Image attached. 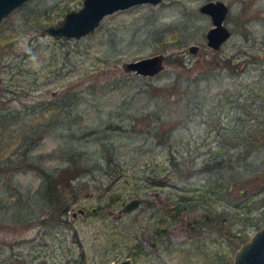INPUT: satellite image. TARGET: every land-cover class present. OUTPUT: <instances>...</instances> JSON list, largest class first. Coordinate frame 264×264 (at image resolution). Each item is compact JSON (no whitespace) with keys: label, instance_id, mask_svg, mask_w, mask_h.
Masks as SVG:
<instances>
[{"label":"rangeland","instance_id":"1","mask_svg":"<svg viewBox=\"0 0 264 264\" xmlns=\"http://www.w3.org/2000/svg\"><path fill=\"white\" fill-rule=\"evenodd\" d=\"M29 1L27 8L18 6L0 22V41L6 38L0 47V106L23 111L22 122L50 123L30 148V158L56 170L70 161L74 148L86 147L104 160L101 142L115 141L124 143L118 155L127 161V168L95 166L80 173L73 178L77 198L66 212L55 209L59 215H50L52 204L41 202L36 190L42 183L40 172L23 161L13 168L6 167L12 162L4 163L0 196L13 198L21 192L22 199L19 205H0V264H117L118 255L128 253L127 246L136 237L153 231L152 220L166 206L168 192L203 182L207 173L198 165L209 149L240 162L237 159L247 144L251 146L250 138L255 137L254 143L263 139L264 0H224L228 4L224 22L231 34L218 47L206 42L205 31L212 22L199 9L205 0L134 3L106 13L91 32L65 41L42 28L58 17L32 21L35 11L46 9L50 17L62 5L60 17L82 0ZM190 43L198 44L196 51L188 49ZM155 52H162L165 59L154 74L136 73L122 65L123 60ZM175 81L178 86L172 87ZM186 82L192 93L184 91ZM156 85L166 88L157 94ZM72 91L79 94L78 101L69 99ZM49 100H58V105L47 106ZM30 105L35 106L33 112ZM259 143L249 158L264 171V144ZM168 145L186 163L166 184L146 182L142 175L158 160H163L164 171L173 169L165 158ZM117 193L113 206H98ZM135 195L154 203L142 202L143 206L118 214L122 203ZM229 200L224 195L214 203L220 208L219 226L211 221L190 230L187 222L206 210L185 209L168 224L160 253L136 256L133 264H208L212 259V264H221L231 258L236 246L229 232L250 235L255 227L242 217L232 218ZM260 208L264 205L253 207L250 214ZM109 230L114 231L112 242ZM185 231L201 232L207 255L185 249L188 244L183 239L190 237ZM81 244L85 256L79 262ZM104 247L109 257L103 254Z\"/></svg>","mask_w":264,"mask_h":264},{"label":"trees","instance_id":"2","mask_svg":"<svg viewBox=\"0 0 264 264\" xmlns=\"http://www.w3.org/2000/svg\"><path fill=\"white\" fill-rule=\"evenodd\" d=\"M29 2V0H26L20 6L27 8L30 4ZM36 9L37 8H34L32 10L35 11ZM44 10L46 9L36 10L32 21H40L41 23L50 22L53 17H59L65 8L64 6L60 5L50 17L46 14V12H44ZM43 13H45V16ZM3 39V41H0V47L4 45L6 40V38ZM56 39L65 41L68 40L69 37L56 36ZM229 58H226V60ZM133 77L135 78L136 75H133ZM114 81L115 84L118 85V79H115ZM177 86L178 83L175 81L172 87ZM154 87H156L157 91H155V93L157 94L161 92L162 89L166 88L165 85H156ZM191 87L192 86L189 82L183 84L184 91L187 93L193 92ZM145 90L147 89L145 88ZM78 98L79 94L76 91H72L69 96L71 102L78 101ZM46 105L57 106L58 100H49ZM34 108V105H30L29 112H33ZM23 117L24 112L20 111L19 109L11 107L2 108V106H0V182L3 183V176L1 172L4 163L6 166L7 163L12 162L13 165L6 166L7 168L16 167L20 161L25 162V166L35 167L42 176V183L36 190L39 193V197L42 198L41 202H50L52 204L50 215H59L55 209H58L60 213L66 212L70 203L75 200V198H77V184L74 183L73 178L77 177L80 173L86 172L95 166H101L105 170L111 167H117L119 169L127 168L124 166L127 161L121 160L120 156L118 155V151L122 152L121 144L123 142L117 143L113 140L114 142H101L102 151L100 156L104 157V160L102 159L99 161L96 155L93 153V150L87 149L86 147L76 149L72 146L71 149H74H72L70 152V161L63 166H58L56 170H48L46 167L42 166V164L30 158L29 150L38 140V138L42 137L44 131L48 130L50 123L42 122L43 124L39 126L32 120L22 122L21 120ZM20 122H22V124H20ZM114 125L119 126L120 123L112 124V126ZM262 132L264 133V129ZM169 134L170 133L168 132L167 137H169ZM253 138L255 137L253 136L250 138V141H248L250 142L251 146H248L247 144L242 154L239 156L242 158L237 159H242L240 162H232L228 155L224 154V152L209 149L208 154L200 161L198 165L200 169L206 171L207 173L203 182L198 187H188L178 193L168 192L165 201L166 206L163 207V211H159V213L156 215L157 219L152 220V225L155 226L159 224L162 226L165 224L167 225L166 228L168 229V224L171 221H177L185 209L199 207L201 209H205L209 214L212 215L210 220H202L200 224L204 225L207 222L213 221L219 226V224H222V218L218 217V215H220V208H216L214 203L218 199L224 197V195L230 199L229 203L234 207V210L231 212L232 218L234 220L242 217L244 222L254 225L255 228L261 225L264 222V209L260 208V210H258V212L256 211L254 214H250V212L253 207L264 205V171H259L257 165L253 162V159L249 158V156L260 145L259 142L264 144V137L257 143L253 142ZM164 153L165 158L171 163L173 169H166L164 171L163 169L165 165H163V160H158L150 170L144 172L142 175V178L146 180V182L151 184H166L172 176L178 175L180 173L181 165L186 163L183 157H177V150L172 149L170 145H168ZM136 163L138 162L136 161ZM187 167L188 170L186 175H189L191 173V168L189 166ZM130 193H133V191ZM116 195H118V193L112 194L105 201H103V203L99 202L98 206L101 204L103 206H113L115 199H117ZM21 199V192L16 193L15 197L13 198L0 196V205L3 206L4 204L8 203H15L19 205ZM31 211L32 208L28 213ZM240 212H242V215H240ZM28 213L24 216H28ZM62 218L63 217L60 216V219ZM125 225L126 224L122 226V233H124V236L127 231L125 230L127 228ZM113 232V230H109L108 232V234L111 233V236L110 234L108 236L111 242L112 240L114 241L113 238H115L114 235L112 236ZM210 233L211 231H208L207 236H210ZM229 234L236 247L249 236L247 231L237 232L236 230H232L229 232ZM74 236L78 238L77 230H74ZM166 238L168 237L166 236ZM215 239L220 240L218 235L215 236ZM203 240L204 236L200 231L194 234L190 233V237L183 239V242H187L188 244L185 249L187 250L189 248H195L202 253L205 252L207 255L208 252L201 245ZM127 247V249L131 247H135L136 249L141 248L138 240L136 239L133 240V242H131ZM102 252L104 255H106L105 257H109L107 247H104ZM79 256V262L84 261L85 249L83 248L82 244L80 245ZM218 259L219 257L216 258L217 261ZM212 262L213 259L212 261L209 260L208 264H212ZM215 264H218V262H215Z\"/></svg>","mask_w":264,"mask_h":264},{"label":"water","instance_id":"3","mask_svg":"<svg viewBox=\"0 0 264 264\" xmlns=\"http://www.w3.org/2000/svg\"><path fill=\"white\" fill-rule=\"evenodd\" d=\"M25 1L0 0V22ZM147 1L157 3L160 0H82L80 6L69 8L54 22L45 24L43 30L51 35L77 38L91 32L106 13ZM199 9L209 14L212 22L205 31L206 42L212 47H218L231 34V29L224 22L228 4L224 0H205L199 5ZM197 48V43H190L188 46L190 51H196ZM164 59L162 52H155L123 60L122 65L127 70L148 75L158 72L164 65ZM140 199V196H132L122 203L120 211L132 209ZM78 210L82 212L84 208L78 207ZM206 213L204 212L205 216ZM128 262L129 258L126 257L119 264ZM221 264H264V222L235 248L231 258L225 259Z\"/></svg>","mask_w":264,"mask_h":264},{"label":"flooded vegetation","instance_id":"4","mask_svg":"<svg viewBox=\"0 0 264 264\" xmlns=\"http://www.w3.org/2000/svg\"><path fill=\"white\" fill-rule=\"evenodd\" d=\"M135 196H140L141 199L139 203L134 207H138L140 205L143 206L142 202L145 203L146 205H152L154 203L153 199H149L143 195H135ZM163 210L164 208H162L160 211H163ZM154 211L156 212V210H153L152 214H155ZM122 212L123 211H120V208H119L118 214ZM206 214L207 215L205 216L204 212H201L199 216L192 217L191 221L187 222L190 227V230H193V229L197 230V227L201 222V218L208 219V220L212 218L211 214H209L208 212ZM166 227L167 225L165 224H163L162 226L158 224L154 226L153 231L150 232L148 235L141 234L139 237H136V240H138V243L141 246V248L136 249L135 247H131L129 249H126L127 250L126 252L128 253L118 255L119 258L117 260V264H119V261L122 258H126V257L129 258V262L127 264H133L134 258H136V256H140L142 254L147 255L151 253L159 254L160 253L159 250L162 248L160 247V242L165 240L167 233H168V229ZM185 232H186V236H188V234L190 233L189 231H185Z\"/></svg>","mask_w":264,"mask_h":264}]
</instances>
